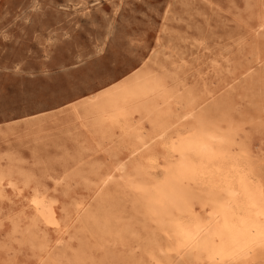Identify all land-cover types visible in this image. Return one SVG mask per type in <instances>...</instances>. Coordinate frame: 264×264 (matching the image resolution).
I'll return each mask as SVG.
<instances>
[{
    "label": "rangeland",
    "instance_id": "rangeland-1",
    "mask_svg": "<svg viewBox=\"0 0 264 264\" xmlns=\"http://www.w3.org/2000/svg\"><path fill=\"white\" fill-rule=\"evenodd\" d=\"M136 70L124 86L163 77L160 94L179 90L183 101L167 113L150 94V111L146 97L74 116L72 107ZM201 123L212 133L199 136ZM216 134L234 140L230 152ZM197 152L215 166L200 172ZM0 156V264H158L150 247L166 240L156 226L172 234L158 214L165 192L176 195L174 216L182 202L203 213L201 188L222 191L220 168L232 157L264 184V0H0ZM35 193L53 202L57 228L34 222ZM89 213L109 215L112 234L96 233Z\"/></svg>",
    "mask_w": 264,
    "mask_h": 264
},
{
    "label": "bare ground",
    "instance_id": "bare-ground-1",
    "mask_svg": "<svg viewBox=\"0 0 264 264\" xmlns=\"http://www.w3.org/2000/svg\"><path fill=\"white\" fill-rule=\"evenodd\" d=\"M136 72L137 70L100 89L95 94L88 97L83 103V106L72 107L74 116L76 118L82 117L79 107L80 109L82 108L83 112L88 116H94L96 114L107 112L108 110H115L128 100L146 99V97L149 99L148 102H146L145 107L150 111L153 107L149 109V106L154 105L153 101L155 100L154 97H149L150 94L153 96L156 94L160 96L159 104H165L167 107V113L171 111L172 100L177 101L176 106L183 101L184 98L182 95H178L177 93L179 90L171 91V88L169 89L167 87L168 90H166L165 93L160 94V92L165 89L164 80L166 79H163V77L157 76L149 78L138 75L135 76L127 86H124V80ZM181 105H183V103ZM207 108L208 106L206 109ZM200 117L204 120L206 113L202 112ZM197 119L199 120L200 118ZM137 130L139 133L137 137L142 142L141 146H145L147 144V142H143L145 132L142 131V127H138ZM209 133H212L209 126L205 123H201L197 130V134L200 136L208 135ZM157 135L163 136V130ZM198 135L196 136L198 137ZM214 138L219 140L220 146L222 147L221 149L230 152V147L234 140L228 141L218 134L214 135ZM169 142L170 141H168V143ZM130 154H134V151H131ZM195 156V160L197 158L198 161V164L197 162L196 164L198 165L200 172L215 166V160L212 159V157L200 154L199 152H197ZM245 161L240 158L232 157L229 166H221L220 169L225 170L223 171L225 175V180L223 181L225 182V188L223 187L224 189L222 188V191L216 192L215 190V192H211L206 187L201 188L203 193L202 195H199V197L201 196L199 208H202L203 213H199L198 210L192 212L189 206L182 202L180 204L181 213L178 216H174L171 211V206L175 202L176 195L171 192H165L162 201L164 205L158 208V214H165L163 216L168 217L166 229L168 234H172L171 237L166 236L165 231L163 232L160 226H156L160 233L165 236L166 240L163 244L156 241V243H153L150 247V254L157 258L158 264H164L159 260L161 253L166 255V260L169 264H174L176 259H182L183 264H197L202 261L208 264H250L249 262L255 260L257 256H264V184L255 175L252 164H248ZM124 168L125 165L123 163L121 164L120 169L124 170ZM205 176L209 177L208 175ZM4 177L0 165V197H5V185L3 183ZM111 178L112 176L109 174L106 180L103 179L104 183L106 184ZM223 178H221V180H223ZM197 179L200 180L199 177ZM6 181L13 189H18V185H16L11 178H6ZM143 187H146V184H144ZM178 191H181V189L178 188ZM134 195L135 194H133V196ZM137 200L138 199L134 202L136 204V210L143 213V217L145 218L143 220H145L146 225H151V220H153V218L149 213L142 209V203L139 205ZM153 204L156 205L155 199ZM30 205L34 209L35 223H41L47 228L52 229L58 227V215L51 200H48L42 194L35 193L30 199ZM86 218V222L89 220L95 224L94 231L99 235L112 234L113 225L109 215L101 214V216H99L89 213ZM161 221L162 223L165 222L164 219ZM128 225L129 224L125 225L127 226V229H120L119 227L116 230V236L120 238L119 240L124 239L123 231L129 229L130 226ZM172 252L175 253L174 257L171 255ZM83 256L84 247H80L73 255L75 262L79 261V263ZM56 261L60 263L58 259H56Z\"/></svg>",
    "mask_w": 264,
    "mask_h": 264
}]
</instances>
